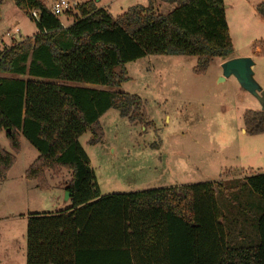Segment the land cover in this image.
<instances>
[{
    "label": "trees",
    "instance_id": "trees-1",
    "mask_svg": "<svg viewBox=\"0 0 264 264\" xmlns=\"http://www.w3.org/2000/svg\"><path fill=\"white\" fill-rule=\"evenodd\" d=\"M13 1L38 33L0 52V132L12 149L0 146V180L21 136L39 152L27 178L40 190L49 189L48 171L72 175L68 208L29 216L26 264H264V203L257 222L224 217L235 213L223 181L102 195L79 143L88 131L90 145L103 141L100 119L111 109L133 124L148 120L137 95L73 84L120 87L125 66L150 55L197 57L199 74L214 58L232 59L225 0H148L118 17L90 0L62 15L73 16L70 25L41 0ZM159 2L176 7L163 15ZM257 12L264 19V2ZM243 123L247 135L264 134V111H246ZM241 188L264 202V173Z\"/></svg>",
    "mask_w": 264,
    "mask_h": 264
},
{
    "label": "rangeland",
    "instance_id": "rangeland-1",
    "mask_svg": "<svg viewBox=\"0 0 264 264\" xmlns=\"http://www.w3.org/2000/svg\"><path fill=\"white\" fill-rule=\"evenodd\" d=\"M41 1L50 8L56 0ZM107 1L111 0H102L100 5ZM263 2L225 0L233 57L253 60L254 80L264 89V19L257 12ZM147 4L148 0H113L110 13L118 17L130 5ZM175 7L160 2L156 5L163 15ZM66 17L60 18L70 25L73 16ZM17 29L19 33H15ZM37 33L36 22L13 0H0V52ZM224 63L214 58L207 71L199 74L197 57L150 55L125 66L128 80L120 87L73 84L137 95L144 104L148 125L133 124L111 109L100 119V144H89L90 131L79 138L102 195L225 180V188L232 189L227 204L233 206V212L257 222L263 200L251 192L248 196L247 190L244 195L236 194L235 189L241 188L245 177L264 172V134L242 132L243 115L257 100L234 76L223 80ZM0 146L12 153L5 131L0 132ZM15 157L6 178L0 180V264H26L29 216L70 206L65 201V187L71 182V172L48 171L49 189L43 191L37 181L27 178L39 152L24 136Z\"/></svg>",
    "mask_w": 264,
    "mask_h": 264
},
{
    "label": "water",
    "instance_id": "water-1",
    "mask_svg": "<svg viewBox=\"0 0 264 264\" xmlns=\"http://www.w3.org/2000/svg\"><path fill=\"white\" fill-rule=\"evenodd\" d=\"M225 77L234 76L242 89L250 93L259 102L262 111H264V91L254 80L253 67L254 62L250 58H233L226 61L223 65ZM69 192L65 193V201H69Z\"/></svg>",
    "mask_w": 264,
    "mask_h": 264
},
{
    "label": "built area",
    "instance_id": "built-area-1",
    "mask_svg": "<svg viewBox=\"0 0 264 264\" xmlns=\"http://www.w3.org/2000/svg\"><path fill=\"white\" fill-rule=\"evenodd\" d=\"M81 2L77 0H56L54 4L50 7L51 13L55 16H62L68 12H76L79 6H81ZM31 16L35 20H39V15L37 11L31 12ZM15 33H19L17 29ZM10 36L11 33L9 32ZM12 39H15V35H11Z\"/></svg>",
    "mask_w": 264,
    "mask_h": 264
},
{
    "label": "crops",
    "instance_id": "crops-1",
    "mask_svg": "<svg viewBox=\"0 0 264 264\" xmlns=\"http://www.w3.org/2000/svg\"><path fill=\"white\" fill-rule=\"evenodd\" d=\"M86 1H90V0H85L84 2H86ZM93 1L95 2L96 6H98L99 8H104V9H106V10H108V11L110 12V8L112 7L113 0H111V1H107V2L104 3L103 5H100L101 2H102V0H93ZM130 7H131V5H130L128 8H130ZM64 25H65V24H64ZM233 58H235V57H232V59H233ZM261 88H262V87H261ZM262 90L264 91L263 88H262ZM252 110H253V111H262L261 106H260V104H259L258 101H257V104H254V107H252ZM242 132H243V133H246L244 127H243ZM263 173H264V172H263ZM256 174H260V173H256ZM245 178H246V177H245ZM230 179H232V178H227L226 181H227V180H230ZM223 181H225V180H223ZM177 187H179V186H177ZM232 215H236V214L226 213V212H225L224 217H225V216H226V217H232ZM244 228H246V227H244ZM234 230H235V228H231V234L235 237V235H238V233L235 232Z\"/></svg>",
    "mask_w": 264,
    "mask_h": 264
}]
</instances>
